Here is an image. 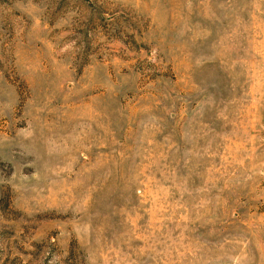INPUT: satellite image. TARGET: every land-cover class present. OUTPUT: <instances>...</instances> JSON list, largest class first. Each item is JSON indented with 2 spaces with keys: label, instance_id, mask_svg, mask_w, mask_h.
Masks as SVG:
<instances>
[{
  "label": "rangeland",
  "instance_id": "rangeland-1",
  "mask_svg": "<svg viewBox=\"0 0 264 264\" xmlns=\"http://www.w3.org/2000/svg\"><path fill=\"white\" fill-rule=\"evenodd\" d=\"M0 264H264V0H0Z\"/></svg>",
  "mask_w": 264,
  "mask_h": 264
}]
</instances>
